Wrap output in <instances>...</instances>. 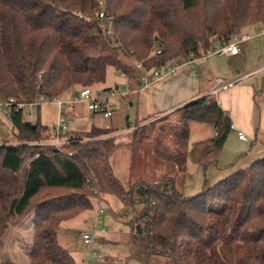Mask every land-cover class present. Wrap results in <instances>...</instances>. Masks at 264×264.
<instances>
[{
	"label": "trees",
	"instance_id": "obj_1",
	"mask_svg": "<svg viewBox=\"0 0 264 264\" xmlns=\"http://www.w3.org/2000/svg\"><path fill=\"white\" fill-rule=\"evenodd\" d=\"M262 26L264 0H0V97L53 100L92 89L109 67L131 74L121 57L150 76ZM176 113L173 144L155 139L153 152L178 173L186 171L188 158L202 169V190L191 197L177 191L173 177L120 182L110 129L65 132L56 150L52 128L37 116L26 122L22 112H11L13 141L0 143V250L11 229L34 215L28 264H75L59 245L58 231L93 209L97 190L125 207L142 206L129 222V258L138 264H264V157L211 186L206 172L231 132L230 119L209 96ZM166 119L135 123L132 147ZM193 123L215 135L192 144L188 156Z\"/></svg>",
	"mask_w": 264,
	"mask_h": 264
},
{
	"label": "rangeland",
	"instance_id": "obj_2",
	"mask_svg": "<svg viewBox=\"0 0 264 264\" xmlns=\"http://www.w3.org/2000/svg\"><path fill=\"white\" fill-rule=\"evenodd\" d=\"M257 31L258 28L256 27H249L244 30L245 33L253 36L256 35ZM257 43H261L260 48L257 47ZM120 60L129 69L131 74L121 76L115 69L109 67L106 70L104 82L91 89L92 95L99 94L112 106L110 117L104 118L101 113L91 115L88 112L86 104L80 102L64 107L62 114L65 116L68 124L66 132L81 134L95 128L110 129L115 133L114 141L117 145L116 154L113 159L115 176L120 182L128 183V177L132 168V148L140 144L132 147V128L135 123L154 115L149 110L148 98L141 87V81L144 78L141 70L130 58L121 57ZM263 64L264 37L260 36L254 37L246 44L244 59L231 62L229 59L213 55L205 60H197V63L194 65V70L198 73L204 72L201 76L212 80L215 77L230 78V75H241L249 70L258 69ZM259 72L260 70L257 72V83L260 81L259 79L264 78V71ZM258 89L259 87H257ZM57 117L58 110L52 103H47L40 107L39 119L41 124L52 128L56 124ZM128 121L132 123L128 124ZM178 121L179 115L175 114L172 117H168L166 121L155 123L151 127V133L147 132L150 136L145 140L151 142L152 150L155 139L162 140V143L167 147L173 144L174 138L171 126L178 124ZM145 124L147 123H143L142 125ZM158 127L160 132H157ZM194 129L193 126V130L191 132L189 130V147L195 140H198V136L203 138V135L197 133V130L195 129V131ZM198 129H202L204 131L202 132L203 134L208 132L204 127H198ZM14 133L15 129L12 127L10 121L0 115V143L4 140L12 142ZM144 169L147 172V167H144ZM142 171L143 166L141 164L137 165L136 173L139 177L144 176ZM133 177L134 174L132 173L130 178ZM144 180L149 182L150 179ZM101 200L100 204L94 202L93 209L85 213L86 223L79 222L82 220L81 216L79 217L80 219L77 218L61 226L58 231L59 245L73 256L75 264H81L80 260L86 251V247L82 243L80 233L95 229L94 241L96 244H98V241H103L107 245L102 247L104 250L100 249L105 254V264H138L129 258L131 242L129 222L135 214L141 211L142 206L137 204L133 208L125 207L116 196L112 195L101 196ZM98 208L103 210V215L101 216L102 223L96 225ZM33 223L34 215H31L20 226L11 229L10 234L4 240L3 247L0 250V263L28 264ZM102 228H104L105 233L100 236L99 232ZM154 264H157V260ZM158 264L163 263L160 262Z\"/></svg>",
	"mask_w": 264,
	"mask_h": 264
},
{
	"label": "crops",
	"instance_id": "obj_3",
	"mask_svg": "<svg viewBox=\"0 0 264 264\" xmlns=\"http://www.w3.org/2000/svg\"><path fill=\"white\" fill-rule=\"evenodd\" d=\"M246 44L242 48L239 57L221 58L229 59L231 62L244 59ZM260 46L261 43H257V47L260 48ZM196 63L197 61L194 65ZM194 65L192 70L183 66L175 75L152 82L147 88L141 86L148 98L149 110L154 115L150 118L148 117L145 123L163 116H166V118L172 117L177 114L176 111L179 108L196 99L207 96L213 98L228 115L231 123V132L218 155L216 163L211 165L206 172V179L209 185L212 186L234 172L245 169L254 161L264 157V80L259 79L260 81L257 83V72L259 70L260 72L264 71V64L258 69L249 70L241 75H230V78L215 77L212 80L202 77L201 75L204 72H195ZM208 69L210 71L209 67ZM140 70L144 76L143 70ZM210 73L212 75L211 71ZM216 79H221L231 85L225 89L216 91ZM257 87H259L258 90ZM70 94L72 93H68L62 98L66 100ZM36 116L37 118L40 117V108ZM193 126L197 130L194 129L197 133L203 135V138L198 136V140H195L192 144L202 140H210L215 135L209 128L195 123L191 124L190 132L193 130ZM198 127H204L208 132L203 134L202 132L204 131L198 129ZM238 135H243L245 140H240ZM191 146L189 147V144L187 146L188 156ZM132 157V168L128 177V182L130 183L146 182L144 179H150L146 183H156L160 179L173 177L175 178L177 191L185 197L197 195L202 190V169L192 163L189 158L187 159L186 171L178 173L175 164L159 159L153 154L152 145L149 140H145L132 148ZM139 164L143 166L142 172L144 173V176L140 177L136 173V166ZM144 167H147V172H145ZM132 173L134 177L130 178ZM81 218L82 220L79 222L86 223L85 214ZM102 242L98 241V244L95 242V247L98 250H104L102 247L107 246ZM82 259L83 257L80 263Z\"/></svg>",
	"mask_w": 264,
	"mask_h": 264
},
{
	"label": "built area",
	"instance_id": "obj_4",
	"mask_svg": "<svg viewBox=\"0 0 264 264\" xmlns=\"http://www.w3.org/2000/svg\"><path fill=\"white\" fill-rule=\"evenodd\" d=\"M100 6L102 3H99ZM97 17L99 20H106V17L100 9L99 13H97ZM105 35L111 40L112 32L110 29L104 31ZM264 36V26L258 28L256 35H250L248 33H241L239 35H233L227 43L222 46H212L208 51H206L205 55L200 59H196L194 54H191L189 58L184 62H174L170 65L163 67L162 69H157L152 72L150 76L146 74L143 70L140 63H136L139 69H142L144 72V78L141 81V85L143 88H147L152 82L171 77L175 75L181 67H187L192 70L193 65L197 60H205L213 55L218 57H239L241 55V50L245 46V44L252 40L254 37ZM114 47H118L117 42H112ZM153 53V52H152ZM159 51H157V54ZM121 76L124 74L120 71H117ZM217 90L225 89L230 86V83H226L221 79H216ZM215 91V92H216ZM76 102L85 103L90 114L101 113L104 118H108L111 116L112 106L107 103V100L101 97L99 94L92 95L91 89L89 88H81L78 90L76 94L70 95L68 99H63L62 97L56 98L53 100H48L43 96H37L32 101H22L14 98H2L0 97V115L7 118L11 112H22L24 121L33 122L32 120L35 118V114L37 110L47 103H52L56 106L58 110V117L56 120V124L52 127L53 133L55 135L53 141L50 143L56 150H58L59 146L64 142L59 139L60 135L67 131V122L65 116L62 114L64 107L70 104H74ZM27 117V118H26ZM131 121H128V124H131ZM132 129H135L133 127ZM240 140H245L243 135H238ZM96 195V202L100 204L101 196L98 194L97 190L93 192ZM103 215V210L98 208L96 225L102 223L101 216ZM100 233V234H99ZM98 234L102 236L105 233L104 228L100 230ZM95 229L91 231H83L80 233V237L83 245L86 247V251L84 253L81 264H105L106 257L104 253L99 251L95 247Z\"/></svg>",
	"mask_w": 264,
	"mask_h": 264
}]
</instances>
